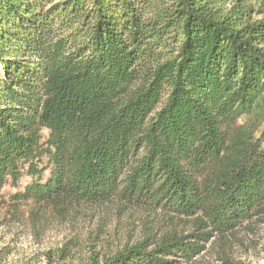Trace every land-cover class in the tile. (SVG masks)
Segmentation results:
<instances>
[{
	"label": "trees",
	"instance_id": "obj_1",
	"mask_svg": "<svg viewBox=\"0 0 264 264\" xmlns=\"http://www.w3.org/2000/svg\"><path fill=\"white\" fill-rule=\"evenodd\" d=\"M263 120L264 0H0V186L192 220L93 264H188L264 218Z\"/></svg>",
	"mask_w": 264,
	"mask_h": 264
},
{
	"label": "rangeland",
	"instance_id": "obj_2",
	"mask_svg": "<svg viewBox=\"0 0 264 264\" xmlns=\"http://www.w3.org/2000/svg\"><path fill=\"white\" fill-rule=\"evenodd\" d=\"M28 179L21 176L14 184L8 181L0 186V264H93L172 228L180 232L193 228L190 218L167 216L118 198L61 202L53 207L23 203L14 195ZM226 262L264 264V218L246 219L233 230L211 237L188 264Z\"/></svg>",
	"mask_w": 264,
	"mask_h": 264
}]
</instances>
